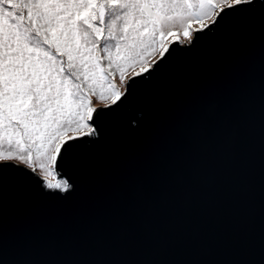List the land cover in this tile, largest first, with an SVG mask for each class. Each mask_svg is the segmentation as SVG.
I'll use <instances>...</instances> for the list:
<instances>
[{
	"label": "water",
	"instance_id": "obj_1",
	"mask_svg": "<svg viewBox=\"0 0 264 264\" xmlns=\"http://www.w3.org/2000/svg\"><path fill=\"white\" fill-rule=\"evenodd\" d=\"M173 43L97 107L56 177L71 190L0 174V264H264V0Z\"/></svg>",
	"mask_w": 264,
	"mask_h": 264
},
{
	"label": "snow or ice",
	"instance_id": "obj_2",
	"mask_svg": "<svg viewBox=\"0 0 264 264\" xmlns=\"http://www.w3.org/2000/svg\"><path fill=\"white\" fill-rule=\"evenodd\" d=\"M254 3L0 0V147L7 144L0 174L19 170L27 179L29 169L31 176L39 171L47 189L71 190L56 179L62 163L98 134V121L125 95L108 77L118 71L130 89L136 81H126V71L150 78L177 51L168 39L176 36L173 27L183 34L179 44L191 48ZM108 101L107 108L94 106Z\"/></svg>",
	"mask_w": 264,
	"mask_h": 264
},
{
	"label": "rangeland",
	"instance_id": "obj_3",
	"mask_svg": "<svg viewBox=\"0 0 264 264\" xmlns=\"http://www.w3.org/2000/svg\"><path fill=\"white\" fill-rule=\"evenodd\" d=\"M172 30H173V32L176 33V36H175V38H173V37H168L169 40H171V41H178V42H179L180 40L183 39V34H182V32H178L177 29H176L175 27H173ZM151 58H152V57H148V59H151ZM157 58H159V57L156 56L155 59H157ZM136 70L139 71V68H137ZM133 75H134V73H132L131 71H128V72L125 74V80H126L127 78H130V77L133 76ZM114 82H115L117 88H118L121 92H124L125 87H124L123 84H121L120 78L114 79ZM105 88H106V89H105ZM105 88L103 89V90L105 91V93L108 94V95H110L111 89L108 88V87H105ZM107 92H108V93H107ZM110 103H111V101H108V104H110ZM108 104L96 103L94 106H95V107H99V106H105V105H108ZM3 148H7V144H4L2 147H0V150H2ZM12 162H16V163H18V164H21V165H23V166H26V165H24V164H22V163H19L18 161H12ZM26 167H27V166H26ZM37 174L40 176L39 171H37ZM57 181H63V180H57Z\"/></svg>",
	"mask_w": 264,
	"mask_h": 264
},
{
	"label": "trees",
	"instance_id": "obj_4",
	"mask_svg": "<svg viewBox=\"0 0 264 264\" xmlns=\"http://www.w3.org/2000/svg\"><path fill=\"white\" fill-rule=\"evenodd\" d=\"M148 57H151V54H146V58ZM106 63V62H105ZM107 71H114L113 69H108ZM128 71L125 72V74L127 73ZM117 78H120L119 76V72L118 71H115L114 75L113 76H109L108 79L109 80H114V79H117ZM103 81H101L102 83ZM95 87H96V91L99 93L101 91V88H100V85L98 83H95ZM88 86L85 85V88H87ZM106 89V88H105ZM108 93V92H107Z\"/></svg>",
	"mask_w": 264,
	"mask_h": 264
}]
</instances>
